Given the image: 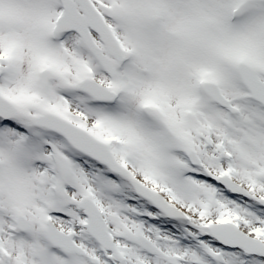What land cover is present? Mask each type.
<instances>
[{
	"label": "snow or ice",
	"instance_id": "snow-or-ice-1",
	"mask_svg": "<svg viewBox=\"0 0 264 264\" xmlns=\"http://www.w3.org/2000/svg\"><path fill=\"white\" fill-rule=\"evenodd\" d=\"M0 264H264V0H0Z\"/></svg>",
	"mask_w": 264,
	"mask_h": 264
}]
</instances>
